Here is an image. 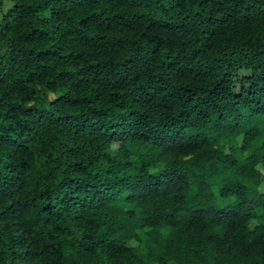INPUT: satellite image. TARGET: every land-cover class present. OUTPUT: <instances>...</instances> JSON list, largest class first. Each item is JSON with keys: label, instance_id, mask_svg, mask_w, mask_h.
<instances>
[{"label": "trees", "instance_id": "16d2710c", "mask_svg": "<svg viewBox=\"0 0 264 264\" xmlns=\"http://www.w3.org/2000/svg\"><path fill=\"white\" fill-rule=\"evenodd\" d=\"M9 1L0 264H264V0Z\"/></svg>", "mask_w": 264, "mask_h": 264}, {"label": "rangeland", "instance_id": "374dc122", "mask_svg": "<svg viewBox=\"0 0 264 264\" xmlns=\"http://www.w3.org/2000/svg\"><path fill=\"white\" fill-rule=\"evenodd\" d=\"M12 6V2L9 0H0V16L2 12H6ZM247 71H241V76L247 75Z\"/></svg>", "mask_w": 264, "mask_h": 264}]
</instances>
